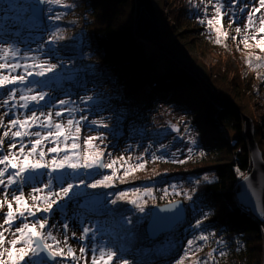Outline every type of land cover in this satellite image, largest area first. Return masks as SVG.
<instances>
[{
	"label": "trees",
	"instance_id": "1",
	"mask_svg": "<svg viewBox=\"0 0 264 264\" xmlns=\"http://www.w3.org/2000/svg\"><path fill=\"white\" fill-rule=\"evenodd\" d=\"M192 5L198 6L197 12ZM167 6L171 8L166 13ZM172 8L177 15L173 16ZM11 11H7L9 17L18 14ZM28 13L23 22L29 19ZM213 16L209 0L203 4L201 0H158L162 29L157 46L135 31L136 0H61L44 14L40 26L47 37L43 42L58 65L74 66L89 90H108L106 99L115 101L103 116L107 127L98 132L108 136V146L122 153L118 156H126L123 169L115 172L110 187L96 188L102 189L96 194L79 192L66 210L68 224L79 221L82 228L96 230V247L119 249L113 264H120L121 256L129 264H264V220L236 194L238 183L252 169L243 119L250 113L256 123L257 116L241 101L242 87L237 89L233 83H247L257 99L255 107L261 117L257 141L264 157V60L257 61L247 78L241 79L237 67L231 66L236 51L233 44H226L232 37L215 43V32L207 25ZM227 20L226 15L222 24ZM5 22L0 34L24 30L10 20ZM36 32L32 38L40 39L42 32ZM196 45V52H209L216 61L204 69L203 77L199 74L201 78L175 57L179 54L195 67L202 65L200 58L191 55ZM246 51L243 47L241 54L236 53L238 61L244 60ZM156 108H171L173 116L157 125ZM165 125H172L177 144H191V152L173 149L174 141L164 135ZM138 164L144 167L137 169ZM126 169H131L127 176ZM112 171L106 169L105 174L112 176ZM98 174L102 172L88 176L86 184L99 180ZM121 193L128 195L118 200ZM133 200L135 204L130 203ZM176 201L184 203L187 219L171 233L150 240L138 216ZM51 219L63 216L56 212ZM72 227L67 235L79 255L81 234L73 237ZM188 241L193 242L191 247Z\"/></svg>",
	"mask_w": 264,
	"mask_h": 264
},
{
	"label": "snow or ice",
	"instance_id": "2",
	"mask_svg": "<svg viewBox=\"0 0 264 264\" xmlns=\"http://www.w3.org/2000/svg\"><path fill=\"white\" fill-rule=\"evenodd\" d=\"M204 2L205 0H201L202 4ZM40 3L61 4V0H38V4ZM209 3L214 9V16L207 19V25L215 32L217 45L222 43V38H227V33L222 31L223 17L229 16V23L236 24L237 17L232 10L237 7L246 17L244 29L254 31L256 34H264V13L257 15L261 13V9H264V0H258V7L250 6L247 0H209ZM63 6L68 7L67 5ZM8 7L18 14L9 17L5 12L0 19H11L13 26L19 25L23 16L29 11L28 6H18L15 3L9 4ZM33 8H36V3L31 6L33 16L29 19L35 16ZM205 11H207V5H205ZM201 23L204 21L201 20ZM241 31L240 26L235 27L237 35ZM256 34L251 37L244 35L241 43L245 48H249L251 47L249 39H251L255 42V46L264 52V35L257 39ZM236 38L233 37V39ZM29 59L36 58L27 55L21 56L19 47H14L11 44L6 47L0 46V93H2L0 94V103L6 109L0 115V128L7 127L8 129L0 135V166H2L0 167V189L3 190L0 209L5 205L7 206V212L0 216V219L3 220V223H0V264H49V261L64 264L66 260L70 261L71 264H80L81 260L84 264H89L87 259L89 252L91 253L90 264H113L117 259L119 249L96 247V230L89 227H83L82 234L78 237L81 246L79 247V257L77 256L72 245L68 243L66 233L69 230L67 221L70 218L66 215V210L69 202L74 197L81 195L74 189H78L82 185L92 189L110 187L116 172L114 168L116 161L105 163L104 151L94 144V141L103 140L102 135L86 137L83 141L84 150L81 151L79 141L81 139L82 121L87 120V117L82 116L76 119L74 115L76 109L65 107L68 101L60 100L58 102L59 110L55 113L48 111L45 114L41 111L37 115V112L30 108L31 102L39 105L45 101L47 95L44 92H41L39 96L30 95L33 91L32 86H30L33 82L30 78L34 75L44 77L46 72H55L58 66L55 63L29 64L26 62ZM255 59L261 61L259 56ZM248 64L252 66L251 59H249ZM34 68L39 70L33 72L32 69ZM21 69L23 71L19 72ZM17 86L21 87L17 88ZM18 91L20 93L19 101L22 103L16 102ZM92 99L91 96H88L84 102L87 103ZM17 107L27 110L30 114H26L22 119L13 118L15 116L13 110ZM53 115L57 118L67 117L66 123L54 121ZM4 117H9L7 126L4 124ZM91 124L97 127H107L106 124L98 120H92ZM5 138L9 140L7 154H3ZM14 149H18V151H13ZM189 151L191 152V149ZM47 156L52 158L46 160ZM143 167V164L136 165L137 169ZM82 169H113V175L104 176L102 180L85 184L84 179L78 175ZM41 170H47L46 182L43 183V187L33 186V194L29 197L32 203L29 204V198L25 197L22 186L33 181L39 182L42 176L35 175V173ZM130 172L131 169H126L125 176L129 175ZM54 182L55 185L60 186L59 191H53ZM10 188H12L11 199H9ZM44 191H46L45 195H38ZM127 195V193H121L117 199L123 200ZM116 202L117 200L112 201L113 204ZM130 203L135 204L136 201L133 200ZM14 204L15 208L13 207ZM140 211L143 212V208H140ZM56 212L63 216L61 225L65 231L63 241L57 240L53 232L48 231L49 227H55V225H49V217ZM72 235L73 237L76 236L75 231ZM9 236L11 239L8 238ZM200 239L206 240L207 237L201 236ZM192 243V241H188L189 247ZM62 244L63 246H61ZM120 264H129V261L121 256ZM180 264H183V261Z\"/></svg>",
	"mask_w": 264,
	"mask_h": 264
},
{
	"label": "rangeland",
	"instance_id": "3",
	"mask_svg": "<svg viewBox=\"0 0 264 264\" xmlns=\"http://www.w3.org/2000/svg\"><path fill=\"white\" fill-rule=\"evenodd\" d=\"M247 2L250 6L251 5H255L256 7L259 6L258 0H247ZM12 3H15L18 6H28V8H29L28 14H30V17H32L31 7H29V5L31 3L38 4V0H0V16L2 14H5V12L9 11L8 6H9V4H12ZM152 3H153L154 9H155L156 14H157L158 0H152ZM56 5L57 4L44 3V14L46 13V11H47V13H50ZM176 6H178V4H176ZM192 6L194 9V13L197 12L198 6L197 5H192ZM170 8L171 7L167 6L166 13H167V10ZM176 10H177L176 8H172L170 11H176ZM232 11L237 17V23L236 24H230L229 23V16H228V20L226 21V23L224 25L222 24V31L226 32L227 36L232 37V39H227L226 44H229V45L233 44L234 50L236 51L234 59L236 60V62L238 64L235 61H233V62H231V66H233L234 68L237 67L238 74L241 77V79H243L245 76L247 78V74H250V72L252 71L253 65L257 62L255 57L259 56V57H261V61L264 60V52L260 51V49L255 46V42L252 41L251 39H249V44L251 45V47H249V48L244 47L243 43H241L243 36L248 35L249 37H251L252 35H254L256 33L254 31H246L244 29L243 25H244V23H246V17H245L244 13L239 11V7L234 8ZM11 13H12V11L10 12V14ZM171 13L173 14V16L177 15V11L175 13L174 12H171ZM262 13H264V9H261V13H258L257 15H260ZM11 16H12V14H11ZM9 20L11 22H13L11 19H9ZM23 21L24 20H22L21 24H19V28H23L24 29L23 31H21V32L19 31V33L11 32V34H8L6 32L5 34H0V46L6 47V46H8V44H11L14 47H19V49L21 51V56L27 55L29 57H35L36 59H29L26 61L29 64H37V63H47V64L55 63V64H57L58 67H57L55 72H53V73H47L46 72V75L44 77H37L34 75L33 77L30 78L33 82L32 85H30L33 88V91L30 93V95L39 96V94L41 92H44L47 94L45 101H42L39 105H37L35 102H31L30 108L33 111H36L37 115H39V113L41 111L45 112V114L48 111L55 113V111L59 110V103L58 102L60 100L68 101V104L65 105V107L66 108L67 107H73L76 109V112L74 114L76 119H79L82 116L87 117V120L82 121V132L80 134L81 139L79 141V143L81 144V151H83L84 150L83 141L86 137L101 135L98 132V129L100 127L92 125L91 121L92 120H98L104 124L105 119L103 116L107 115V112L109 111L108 109H110V106L113 105L115 102L114 100L106 99V96H108L111 92L108 90L97 91V87L93 88L92 90H89V88H90V86H88L89 84L85 83L83 80L79 79V77L76 73L77 70L74 66L58 65V63L55 61V59L50 55L49 49L45 46V43L43 42L44 37L45 36L47 37V33H45V31H46L45 29L41 28V26H40L41 21L38 19L35 20L33 18L25 20L26 23ZM4 23H6L5 20L0 19V31H2L3 26L6 27ZM237 26H240L242 29V31L239 35H237V33L235 32V27H237ZM258 26L259 25L257 23V27ZM161 29L162 28H161V24H160V34H161ZM16 31H18V29ZM36 31L42 32V37L40 39L32 38L37 33ZM261 35H264V34H256L257 39H260ZM233 37H237V38L233 39ZM214 38H216V36ZM175 39H177L178 41L181 42V40L179 39V36L177 34L175 35ZM222 40H223V38H222ZM5 42H7V43H5ZM198 47H199V45H196V46L191 48L193 50L191 55H194L196 60H198L197 57L200 58L201 59L200 61L203 62L202 65H199L198 67H195L194 63L189 58H187V57L183 58L182 56H180V55L179 56L183 59L181 61L183 63H185L186 65H188V68L193 70L194 73H196L200 77V75L202 76L203 73L205 72L204 69L209 64H212V62H216V61L215 60L213 61L212 56L209 52H204V53H198V51L196 52ZM243 47L245 50H247L246 52H243L244 60L238 61V54H236V53L241 54L240 51ZM249 59H251V65L252 66H249V64H248ZM242 61H245V63H242ZM21 62L23 63L24 61H21ZM32 70H33V72H35V71H38L39 69L34 68ZM22 71H23L22 69L19 70V72H22ZM209 79H212V78H209ZM233 83L237 86V89L242 87L243 90L242 91L240 90L241 101L243 102L244 105L250 107L252 109V111L255 110L256 116L258 117V120H257V117L255 118L256 123L253 120L254 115H252L250 113L249 114L247 113V116H244V119H243L244 125L247 123V118L252 120L251 123L254 126L255 138L257 141V138H259L257 128H258V124L260 125V118H261L259 115L260 112L258 111V107H255L257 99L252 95L253 93L248 91L247 83L238 85V83L235 80H233ZM19 87H21V86H17V88H19ZM0 94H2V93H0ZM19 95H20V93L18 91L17 97H16V102L22 103L19 101ZM88 96H91L93 99L91 101H88L87 103H85L84 101ZM50 104H51V107H49ZM117 106H120V104H117ZM104 107H106V108H104ZM170 109L171 108H156L153 112L154 122L157 125H164L167 122V119L170 116H173L172 110H170ZM5 111H6V109L4 108L3 104L0 103V115H2ZM13 111L15 113V116L13 118L18 117V118L22 119L26 114H30L27 112V110L20 109L18 107L16 109H14ZM175 117H176V119L180 118L179 114H177ZM53 120L56 122L66 123L67 117L57 118V117H55V115H53ZM8 123H9V117H4L5 126H7ZM170 126H172V125H165L163 128V132H164L165 136L171 137L172 140L174 141L173 149L177 148L178 150L180 149L183 152L187 151L189 149H192V146L189 142L184 141L181 145H179L175 142L174 134L172 133ZM175 129L180 133V131L176 127H175ZM5 130H8L7 127L0 128V135H2L3 131H5ZM13 130H15V129H13ZM186 134L188 136V133H186ZM175 135H177V133ZM102 137H103L102 141L101 140L94 141V144L98 145L104 151V153H105L104 162L110 163L111 161L115 160L116 161V164L114 165L115 170L117 172L122 171L123 168L121 166L124 163L126 156H123V155L118 156L119 154H122V153L121 152L116 153L118 150L116 149V147L114 145L108 146L110 144L109 140L106 139L108 136L106 137L105 135H102ZM244 138H245V140L249 146L250 139L248 136H245V131H244ZM257 143H258V141H257ZM8 144H9V140L7 138H5V145L3 148V154H7ZM258 145H259V143H258ZM13 151H18V149H14ZM188 153H190V152H188ZM121 157H123L124 161L122 159H120ZM51 158H52L51 156H47L46 160H50ZM121 162H123V163L121 164ZM0 167H2V166H0ZM105 171H106V169L102 172L101 175L100 174L97 175V176H99V180H102L104 176L108 175V174H105ZM46 172H47V170H41L40 172L35 173V175L42 176V179L39 182L33 181L29 184H24L22 186V191L24 192V195L26 198H29L30 195L33 194V186L43 187V183H45L46 179H47ZM97 172H99V170H95V169L83 170L82 169L78 175H80L85 181L86 179H89V178H87L88 176L92 177L91 175H94ZM112 173H113V171H112ZM65 174H67V173H65ZM74 175H76V174L74 173ZM91 183H94V180H92ZM85 184H86V181H85ZM64 186H66V185H64ZM12 187L14 188L15 186H12ZM59 187L60 186L55 185V182H54L53 191H59ZM181 187L185 188L186 185L184 184ZM101 190L102 189H92L91 190V188H87L86 186H83V185L78 189H74V191H78V192L87 191V193H89L90 191H92L94 194L98 193ZM11 193H12V188L9 189V199H11ZM171 193H173V192H171ZM17 194H19V193H17ZM45 194H46V191L38 193V195H45ZM0 200H3V190L2 189H0ZM28 202H29V204L32 203L30 198L28 199ZM13 207L15 208V204L13 205ZM187 208L191 209L190 206H188ZM6 212H7V206L5 205L2 209H0V216H3V214ZM151 217H152L151 210H150V213L143 212L141 215L138 216L140 223L144 224V226H145V232H146L147 236H149L148 231H147V227H148V224L151 220ZM62 221H63V219L62 220H56V221L54 219V220H52V222H49V225H55V227H49L48 228V229H51L50 231L53 232V234L57 237V240H59V241H63L64 237H65V231L61 226ZM0 223H3L2 219H0ZM71 225H73L72 230H71L72 232L75 231L76 235H77V233L82 234V227L80 226L79 221H74L71 224L69 223V226H71ZM171 232H167V233H171ZM164 234H166V233H164ZM8 238L11 239V236H9ZM70 242H71V238L68 236V243L70 244ZM61 246H63V244ZM77 256L79 257V255H77ZM87 259H88L89 264H90L91 257L88 256ZM65 264H71V262L67 261ZM80 264H84L83 260L80 261Z\"/></svg>",
	"mask_w": 264,
	"mask_h": 264
},
{
	"label": "water",
	"instance_id": "4",
	"mask_svg": "<svg viewBox=\"0 0 264 264\" xmlns=\"http://www.w3.org/2000/svg\"><path fill=\"white\" fill-rule=\"evenodd\" d=\"M33 4L35 3H32L31 6ZM33 12L35 13L33 18L42 22L44 20V3L36 4ZM135 31L142 40L157 46L160 45V22L152 0H136ZM175 57L180 63L187 66L181 61L183 59L179 54H175ZM251 121L247 118L244 131L245 136L250 139L248 148L251 154L252 169L238 183L236 194L245 207L264 220V157L256 141L254 126ZM103 171L104 169H100V172ZM151 214L152 217L147 227L148 237L151 240L159 238L164 233L171 232L187 219V209L182 201L156 205L152 208ZM54 263L55 261H49V264Z\"/></svg>",
	"mask_w": 264,
	"mask_h": 264
}]
</instances>
